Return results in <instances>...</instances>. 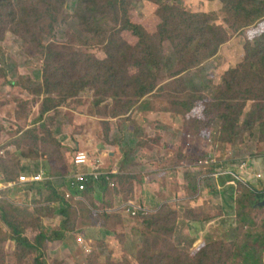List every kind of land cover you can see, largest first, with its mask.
<instances>
[{"label": "rangeland", "instance_id": "1", "mask_svg": "<svg viewBox=\"0 0 264 264\" xmlns=\"http://www.w3.org/2000/svg\"><path fill=\"white\" fill-rule=\"evenodd\" d=\"M11 2L17 19L6 18L0 24V177L16 182L20 175L42 168L54 178L55 191L64 200H52V191L42 184L14 185L2 194L0 264H35L36 252L15 243L10 223L31 242L40 232L55 237L65 229L63 239L44 244L43 258L48 264H140L139 252L148 244L154 253L174 251L189 259L206 244L216 255L214 264H240L238 247L246 240L253 242L248 233L264 234V209H240L237 199L243 186L238 183L234 196L221 177L220 187L200 178L214 165L217 173L226 172L222 176L235 169L243 181V161L262 156L259 162L264 164V127L260 128V121L247 125L249 105L238 124L240 135L228 144L222 140V124L214 116H204L200 123L187 118L184 102L188 99L175 94L178 86L171 83L176 77L144 98L148 108H142V99L137 101L132 90H128L129 96L110 97L104 86L109 67L98 65L107 59L109 38L78 32L84 27L75 17L78 0H65L64 5L62 0H51L52 8L61 12L53 10L39 23L37 15L27 17L24 9L43 12L50 9L48 4H40V0ZM165 6L176 10L175 14L212 15L217 26L227 29L228 41L201 65L204 71L190 69L191 75H198L200 95L216 97L227 72L244 65V34L227 25L219 0H134L129 16L149 31ZM50 15L57 17L51 30ZM180 22L175 19L171 25ZM108 24L113 25L111 20ZM50 43L56 45L53 54L69 55L52 60L51 50L41 46ZM131 44L136 45L137 40L131 39ZM55 68L59 69L56 75L51 72ZM60 78L61 87L49 95L53 108L42 117L41 109L47 104L44 91ZM163 86L166 88L160 89ZM69 91L72 96H67ZM125 102L135 105L126 111ZM78 151L102 161L106 171L117 168L116 187L96 185L82 199H67L64 191ZM208 154L209 166L202 160ZM194 182L200 185L195 190L191 187ZM129 198L150 211L132 215V208L125 206ZM158 214L166 219L153 226L149 219ZM207 216L213 218L200 221ZM94 226L111 235L92 232ZM81 238L88 243L89 253L79 244Z\"/></svg>", "mask_w": 264, "mask_h": 264}, {"label": "trees", "instance_id": "2", "mask_svg": "<svg viewBox=\"0 0 264 264\" xmlns=\"http://www.w3.org/2000/svg\"><path fill=\"white\" fill-rule=\"evenodd\" d=\"M133 1L78 0L75 17L81 21L79 24L84 26L83 30H78V32L82 34L92 32L96 35H106L109 38V42L106 45L107 59L98 64L106 68L107 66L109 67V77L104 82V86L108 88L107 92H104L108 96L113 98H118L120 95L129 96L128 90H132V96L137 101L142 99L140 102L142 108H148L149 101L144 98L156 90L159 84L176 77L172 79L171 83L178 86L175 94L181 93L188 99V101L184 102L187 103L185 104L187 106V118L194 123H200L205 119L204 116H214L222 124L220 135L225 143L233 142L240 135L241 131L239 132L238 130V124L248 105L249 108L245 120L247 125L253 126L254 123L256 124V122L260 121V128L264 127V123H262V120H264V0H219L223 5V14L227 19V25L231 26L232 30L240 31L241 34H244L247 42L243 57L244 65L239 69L229 70L223 79L224 83L221 85L218 95L211 98L200 95V85L196 81L198 75H191L192 71L190 69L196 68L200 72L204 71L201 65L215 56L220 46L228 41L229 34L227 29L217 26L212 15L188 14L186 12L175 14L176 10L165 6L161 8L156 19H154L157 24H154L149 31H146L143 25L133 22L129 16V9ZM204 1L212 2L215 0ZM40 4H48L50 9L43 12L37 8L31 9L30 12L24 9V14L27 17L37 15L36 22L39 23L41 19L53 10L61 12V9L52 8L51 0H40ZM64 4L65 0H62V5ZM157 4H160V1H157ZM51 17L53 21L50 30L57 19L56 16ZM6 18H9L11 22H15L17 11L11 0H0V24H4ZM175 19L182 20V23L172 26L171 22ZM109 20H111L113 25H107ZM230 20H233L232 25ZM27 23L29 22H25V24ZM28 31L32 30L29 29ZM124 35H128L130 38L126 39ZM131 39H136L137 44L132 45ZM41 46L43 49L49 48L51 50L50 58L52 60L62 54L69 55V52L53 54V47H56L55 43ZM4 68L6 73L8 68ZM58 71L59 69L55 68L51 72L56 75ZM122 73L124 75L120 76ZM183 73L185 75H182ZM127 74L130 76L129 79ZM61 82L62 78L57 83H52L47 88V91H44L47 95V104L43 105L41 109L42 117L53 108L52 101L54 100L49 95L50 92L61 87ZM96 82L98 81L95 80ZM164 88L166 86L160 89ZM72 95L73 91H69L67 94V96ZM204 103L207 105H204ZM133 105L135 103L125 102L123 108L128 111ZM209 156L210 154L202 157L205 165L208 166L211 164ZM216 167L218 166H209V170H207L209 173L205 176V179L213 180L215 178L213 175L217 173ZM72 168H74L73 165ZM30 173L32 172L26 174ZM118 174H110L109 178L103 177L100 181H91L81 193L71 190L72 200H74L73 197H81L82 199L89 187L96 185L100 187L101 184L109 187L112 183L116 187L115 181L118 180ZM48 177L49 179L41 183L25 185L42 184L46 189L52 191V200L63 201L64 198L60 197L58 192L55 191V185L52 183L54 178L52 176ZM4 180L6 182L11 181ZM236 183L239 186H243L241 188L242 192L237 199L240 209L243 207L246 211H252L257 210L256 208L259 206L261 208L264 207L261 205V202L264 201V193L259 195L254 187L245 185L237 179ZM199 186L197 182L191 184L194 190L199 188ZM68 191L67 182L66 190L64 191L65 195ZM5 192L0 194V198ZM131 200L134 199L129 198L125 206L129 207L128 203ZM137 207L134 210L130 206L129 209L132 208V212L135 211L136 215L142 216L145 215L146 211H150L145 205L140 204ZM62 212L65 213V210ZM212 218V216H207L200 218V221H209ZM163 219H166V215L158 214L157 218L151 217L149 220L154 226L160 224V220ZM9 225L13 230L15 243L19 247L36 252L34 257L35 264H48L43 258L44 244L47 241L63 239L65 230L63 228L62 232H56L55 237L48 236L46 232H40L34 242H31L23 235V231L19 230L18 226L11 223ZM247 237L253 238V242L246 240L238 247L236 256L240 257V264H264V234L253 235V233H248ZM145 243H148L147 239ZM206 247V244L201 245L191 254L192 259H189L174 251L166 253L161 250L159 253H154L150 250V244H148L147 247L139 252V261L140 264H214L216 255H212Z\"/></svg>", "mask_w": 264, "mask_h": 264}, {"label": "built area", "instance_id": "3", "mask_svg": "<svg viewBox=\"0 0 264 264\" xmlns=\"http://www.w3.org/2000/svg\"><path fill=\"white\" fill-rule=\"evenodd\" d=\"M74 165L76 167L84 166L87 168V171H74L71 175L68 176V183H69V191L66 193V198H71V192L70 190H77V192L81 193L86 188L87 185L91 181H100L103 177H110V174H117V168L111 169L110 171H106L105 167L103 166V162L100 160H93L89 157V154L85 151H78L74 155ZM244 167V165H242ZM226 172L222 173H216L213 176L214 177H220L222 175H225ZM232 175L235 179L241 180L239 177L234 175L232 172L228 173ZM259 178L261 175H258ZM49 179V177L46 174V171L42 168H40L38 171L32 172L30 174H22L19 176V179L16 183L14 182H6L2 177H0V194L3 191H7L10 188H12L14 185H23V184H29V183H41L45 180ZM112 187H114V183L111 184ZM129 207L132 206V208L135 210L138 207L132 203H128ZM132 215H136L135 211L132 212ZM83 238V237H82ZM79 239L82 246L84 247L86 253L90 252V249L88 248V243H84L83 240ZM84 239V238H83Z\"/></svg>", "mask_w": 264, "mask_h": 264}, {"label": "crops", "instance_id": "4", "mask_svg": "<svg viewBox=\"0 0 264 264\" xmlns=\"http://www.w3.org/2000/svg\"><path fill=\"white\" fill-rule=\"evenodd\" d=\"M262 158H263L262 156H260V157L252 156L249 158L248 162L243 161L240 165V168L245 170V175H241V176H243V178H242L243 181H241V182H243V184H245V185H250V186L254 187L259 195L264 193V164L259 162ZM242 165H244V167H242ZM105 169H106V167H105ZM231 169L233 170V174L237 176V173H236L237 171H235V169H233V168H231ZM80 170L86 171V168H81ZM232 170H230V171H232ZM258 175H261V177L259 178ZM203 178H205V175L201 176L200 179L202 180ZM221 178H222L221 181L224 182V185H227L228 192L231 189L234 192V196H235L237 193L236 179L232 175L231 176L230 175L229 176H221ZM219 179H220V177H215L212 180L213 182L217 183L218 187H220L219 186ZM204 180L205 179H203L202 181H204ZM222 203H225V201L224 202L222 201ZM258 208H261V207L259 206L256 209L258 210ZM262 209H264V207H262ZM91 231L92 232H99V235L105 234V233H106V236H109V234L111 235V233L108 234L107 231L98 230V228H96V226H94L91 229ZM89 234H90V232H89Z\"/></svg>", "mask_w": 264, "mask_h": 264}, {"label": "bare ground", "instance_id": "5", "mask_svg": "<svg viewBox=\"0 0 264 264\" xmlns=\"http://www.w3.org/2000/svg\"><path fill=\"white\" fill-rule=\"evenodd\" d=\"M86 152V151H85ZM72 165H73V167L75 168H72V170H71V173L69 174V175H71L74 171H80L79 169L81 168V167H84V166H80V167H76L75 165H74V157H73V162H72ZM103 166H104V163H103ZM86 168V167H85ZM86 171H87V168H86ZM84 172V171H83ZM68 175V176H69ZM67 182H68V178H67ZM25 185V184H24ZM68 187H69V183H68ZM72 191H77V190H72ZM3 192H5V191H3Z\"/></svg>", "mask_w": 264, "mask_h": 264}, {"label": "water", "instance_id": "6", "mask_svg": "<svg viewBox=\"0 0 264 264\" xmlns=\"http://www.w3.org/2000/svg\"><path fill=\"white\" fill-rule=\"evenodd\" d=\"M261 205L264 206V201L261 202Z\"/></svg>", "mask_w": 264, "mask_h": 264}]
</instances>
